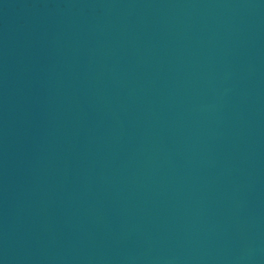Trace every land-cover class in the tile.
Masks as SVG:
<instances>
[{
  "label": "water",
  "instance_id": "obj_1",
  "mask_svg": "<svg viewBox=\"0 0 264 264\" xmlns=\"http://www.w3.org/2000/svg\"><path fill=\"white\" fill-rule=\"evenodd\" d=\"M0 264H264V0H0Z\"/></svg>",
  "mask_w": 264,
  "mask_h": 264
}]
</instances>
